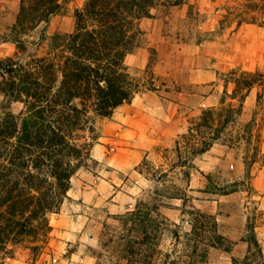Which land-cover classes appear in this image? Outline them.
<instances>
[{
	"label": "rangeland",
	"instance_id": "374dc122",
	"mask_svg": "<svg viewBox=\"0 0 264 264\" xmlns=\"http://www.w3.org/2000/svg\"><path fill=\"white\" fill-rule=\"evenodd\" d=\"M86 2L58 0L47 22L37 20L36 6L30 24L15 26L21 0H0V40L16 35L25 46L21 58L45 56L61 43L51 36L75 30V11ZM147 9L137 17L128 13L124 47L128 53L142 47L144 64L129 66L123 59L122 85L133 96L156 90L159 107L175 108V118H163L161 140L138 161L128 160L123 141L135 134L123 131L115 109L107 117L87 107L70 137L76 144L88 141L92 158L70 178V199L48 215L51 229L38 240L26 223L12 231L0 223V264H127L132 244L144 248L133 243L141 237L142 216L129 213L138 207L144 214L156 203L163 204L160 216L168 223L154 237L160 251L173 246L174 229L183 240L193 205L215 214L229 242L209 247L202 264H264V0H152ZM255 72L260 80L236 87ZM208 108L211 129L196 131ZM209 136L215 137L212 146L193 155L191 145ZM176 191L186 195L185 206L167 198Z\"/></svg>",
	"mask_w": 264,
	"mask_h": 264
},
{
	"label": "trees",
	"instance_id": "16d2710c",
	"mask_svg": "<svg viewBox=\"0 0 264 264\" xmlns=\"http://www.w3.org/2000/svg\"><path fill=\"white\" fill-rule=\"evenodd\" d=\"M151 2L87 0L82 11H75V30L51 36V42L61 43L53 45L45 56L21 58L25 46L16 35L11 40H0L15 42L17 48L13 56L0 57V223L11 231L26 223L33 239L45 236L51 229L48 215L58 212L62 203L70 199V178L92 158L88 141L76 144L70 137L72 130L81 127L86 108L92 107L97 115L108 117L115 108L131 101L132 92L122 85L123 59L129 51L124 47L127 17L128 13L136 17L148 14ZM36 6L41 8L37 20L47 22L58 0H21L15 26L26 21L30 24ZM261 76L260 72L243 75L236 87L240 83L248 87ZM17 104L21 108L15 112ZM211 120L213 110L204 109L195 130L211 129ZM213 138L195 141L191 153L207 151ZM185 196L176 191L167 198L182 199L185 206ZM161 206L162 203L153 204L144 214L138 207L129 213H139L143 218L138 219L137 228L141 237L133 243L143 244L144 248L132 244L127 249V264H202L209 247L229 245L218 230L215 214L192 205L187 211L191 215L187 221L189 231L183 234V240L174 229L173 246L160 251L154 237L168 224L167 218L160 216ZM175 243H181V248Z\"/></svg>",
	"mask_w": 264,
	"mask_h": 264
},
{
	"label": "crops",
	"instance_id": "0c3cea01",
	"mask_svg": "<svg viewBox=\"0 0 264 264\" xmlns=\"http://www.w3.org/2000/svg\"><path fill=\"white\" fill-rule=\"evenodd\" d=\"M12 47L8 41L0 43V56H8ZM141 49V50H140ZM142 47L133 53H127L124 56L125 64L129 66L142 67L144 64V53ZM5 57V56H4ZM156 90L140 92L133 96L131 102L123 103L115 108L114 113L120 116L123 131L134 133L135 138L131 141H123L126 155L131 158L128 160L141 159L147 150L151 149L154 144L161 140L163 134H159V125L165 120L175 118L176 109L170 106L161 105L159 107L156 100ZM171 103V102H169ZM148 131L145 137L141 138L143 131Z\"/></svg>",
	"mask_w": 264,
	"mask_h": 264
}]
</instances>
